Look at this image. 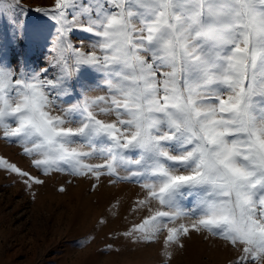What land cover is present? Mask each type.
Here are the masks:
<instances>
[{
	"label": "snow or ice",
	"instance_id": "snow-or-ice-1",
	"mask_svg": "<svg viewBox=\"0 0 264 264\" xmlns=\"http://www.w3.org/2000/svg\"><path fill=\"white\" fill-rule=\"evenodd\" d=\"M0 9L14 43L47 52L38 69L0 55V139L44 176L139 184L155 210L123 234L166 233V259L207 233L232 264H264V0H54L31 27L19 0ZM0 169L44 183L2 156Z\"/></svg>",
	"mask_w": 264,
	"mask_h": 264
},
{
	"label": "rangeland",
	"instance_id": "rangeland-1",
	"mask_svg": "<svg viewBox=\"0 0 264 264\" xmlns=\"http://www.w3.org/2000/svg\"><path fill=\"white\" fill-rule=\"evenodd\" d=\"M19 3L24 8L21 20L31 27L41 19L35 9L52 5L54 0H19ZM9 11L12 10L0 9V55L5 63L15 68L27 59L30 68L44 66L45 47L32 49L13 42ZM18 12L16 9L13 14ZM75 35L79 39L74 43L82 41L87 48L88 34ZM13 60L17 63H11ZM103 94L100 90L87 93L89 97ZM98 118L113 120L115 116L99 114ZM0 156L44 180L42 185L29 188L16 174L0 169V264H232L238 255L216 237L191 233L182 238L183 247L173 245L169 249L172 256L166 259L163 254L166 233L152 243L138 241L135 234H123L141 223L150 214L149 209L155 210L154 204L138 207L137 201L145 195L139 184H113L110 183L113 177L107 175L98 181L67 172L54 171L44 176L22 155L20 146L3 139ZM124 174L121 170V175ZM105 220L107 223H102Z\"/></svg>",
	"mask_w": 264,
	"mask_h": 264
},
{
	"label": "bare ground",
	"instance_id": "bare-ground-1",
	"mask_svg": "<svg viewBox=\"0 0 264 264\" xmlns=\"http://www.w3.org/2000/svg\"><path fill=\"white\" fill-rule=\"evenodd\" d=\"M132 189H133V188H132ZM132 189H131V190H132ZM132 191L134 192V190H132ZM129 192H130V191H129ZM135 192H136V191H135ZM130 193H131V192H130Z\"/></svg>",
	"mask_w": 264,
	"mask_h": 264
}]
</instances>
